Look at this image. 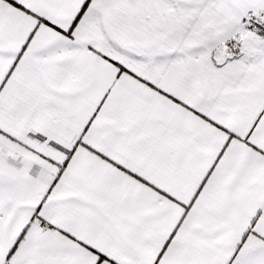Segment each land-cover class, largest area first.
I'll list each match as a JSON object with an SVG mask.
<instances>
[{
    "label": "snow or ice",
    "instance_id": "snow-or-ice-1",
    "mask_svg": "<svg viewBox=\"0 0 264 264\" xmlns=\"http://www.w3.org/2000/svg\"><path fill=\"white\" fill-rule=\"evenodd\" d=\"M0 264H264V0H0Z\"/></svg>",
    "mask_w": 264,
    "mask_h": 264
}]
</instances>
